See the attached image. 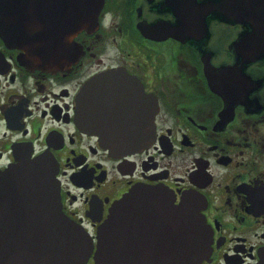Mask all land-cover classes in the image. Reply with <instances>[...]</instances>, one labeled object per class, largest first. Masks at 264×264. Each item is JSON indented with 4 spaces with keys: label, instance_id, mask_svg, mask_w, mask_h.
Returning a JSON list of instances; mask_svg holds the SVG:
<instances>
[{
    "label": "flooded vegetation",
    "instance_id": "1",
    "mask_svg": "<svg viewBox=\"0 0 264 264\" xmlns=\"http://www.w3.org/2000/svg\"><path fill=\"white\" fill-rule=\"evenodd\" d=\"M261 1L255 13L253 0H102L94 28L72 34L85 0H0L2 19L16 24L18 37L14 43L0 34V171L22 155L53 159L61 211L92 244L85 264H94L110 208L136 186L165 189L172 207L183 197L191 201L209 237L196 264H258L264 33L253 32L251 20L264 24ZM232 9H243L239 21ZM70 37L78 56L68 64L38 67L24 59L64 58ZM94 77L96 121L85 119L95 128L83 122L79 105ZM151 111L148 146H109L110 122L112 134L120 132L118 122H130L144 136L138 127L145 128ZM150 196L155 202H132L128 216L116 218L112 247L162 264L167 249L181 247L182 231L176 211ZM23 228L21 208L5 203L4 263H17Z\"/></svg>",
    "mask_w": 264,
    "mask_h": 264
},
{
    "label": "water",
    "instance_id": "2",
    "mask_svg": "<svg viewBox=\"0 0 264 264\" xmlns=\"http://www.w3.org/2000/svg\"><path fill=\"white\" fill-rule=\"evenodd\" d=\"M261 2V0H253L251 10L255 12L263 9L259 6ZM101 4L102 0H85L81 20L71 25L72 34L81 28H94L97 24V14ZM242 10L232 9L231 18L239 21ZM251 25L253 32L264 33V24L256 22L254 17L251 20ZM15 33L16 24L8 20L4 22L0 9V34L11 36L7 38L10 42L12 40L15 43L18 41V37H13ZM70 38L71 52L64 58L56 56L52 59L29 56L24 59L28 64L38 67H56L61 63L68 64L76 60L78 56V48L72 40L73 37ZM96 82V77L90 79L85 83L81 92L79 105L84 123L88 122L87 117H85L88 114L92 116L90 120L96 121L94 117ZM109 124L104 138L114 150H137L148 146L154 139L152 111L150 119L145 120V128L142 130L138 127V130L147 133L144 136L135 134L136 128L130 122L126 125L118 122L120 131L118 134H112L113 126L116 123H113V126L111 122ZM88 125L93 128L96 127V124L91 122H88ZM99 128L103 132L100 126ZM55 173L56 164L47 155L32 158L29 155L18 156L15 163L0 171V209L5 203L12 202L13 205L17 203L19 209L22 210L23 239L18 250L16 264H85L88 258L92 244L84 238V233L79 225L61 211L59 185ZM150 195L160 197V201L165 202L167 208L176 211L173 213V218L178 219L179 230L182 231L181 247L167 249L166 262L162 264H195L204 255L209 237L202 230L199 216L192 211L191 201L183 197L179 204L172 207V199L165 189L158 186H136L125 194L121 206L115 203L110 208L109 214L102 224V230L98 233L94 264H155L149 262L145 257L131 254V250L124 248L116 250L112 247V228L116 218L128 216L130 210H133L130 205L132 202H155L154 199H148L154 197ZM31 226H38V230L36 228L32 230ZM0 264L11 263L9 261L4 263L0 254ZM258 264H264V250L260 253Z\"/></svg>",
    "mask_w": 264,
    "mask_h": 264
}]
</instances>
